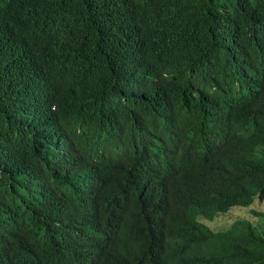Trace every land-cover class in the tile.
I'll use <instances>...</instances> for the list:
<instances>
[{
  "label": "trees",
  "instance_id": "obj_1",
  "mask_svg": "<svg viewBox=\"0 0 264 264\" xmlns=\"http://www.w3.org/2000/svg\"><path fill=\"white\" fill-rule=\"evenodd\" d=\"M264 0H0V264H264Z\"/></svg>",
  "mask_w": 264,
  "mask_h": 264
},
{
  "label": "rangeland",
  "instance_id": "obj_2",
  "mask_svg": "<svg viewBox=\"0 0 264 264\" xmlns=\"http://www.w3.org/2000/svg\"><path fill=\"white\" fill-rule=\"evenodd\" d=\"M237 220H247L260 230H264V201L255 199L248 207H232L213 221L199 218L198 221L214 231H225Z\"/></svg>",
  "mask_w": 264,
  "mask_h": 264
}]
</instances>
